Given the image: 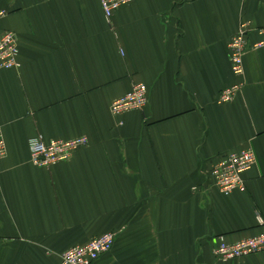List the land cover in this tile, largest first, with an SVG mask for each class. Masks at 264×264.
<instances>
[{"label":"crops","instance_id":"obj_1","mask_svg":"<svg viewBox=\"0 0 264 264\" xmlns=\"http://www.w3.org/2000/svg\"><path fill=\"white\" fill-rule=\"evenodd\" d=\"M241 20L264 26V0H132L107 19L98 0H0V33L20 65L0 68V264H58L68 247L114 231L92 264H264L229 260L233 241L264 229V46L232 74ZM261 38L251 29L248 41ZM136 82L141 110L110 103ZM87 137L71 158L39 166L29 140ZM250 147L245 187L223 194L207 173L220 153Z\"/></svg>","mask_w":264,"mask_h":264},{"label":"built area","instance_id":"obj_2","mask_svg":"<svg viewBox=\"0 0 264 264\" xmlns=\"http://www.w3.org/2000/svg\"><path fill=\"white\" fill-rule=\"evenodd\" d=\"M102 12L107 19H110L114 10L132 0H98ZM255 30L261 35L257 42L248 41L250 30ZM18 36L14 31L7 30L0 33V68H16L20 65L17 61L18 56ZM228 54L230 69L236 77L243 74V58L247 50L264 46V26L252 27L249 20H241L238 29L228 41ZM242 80V79H241ZM243 81V80H242ZM240 80L221 88L217 94L216 101L225 103L235 97L241 85ZM148 86L143 82L134 83L130 90L122 96H117L110 103V111L113 114H120L128 110H141L147 103ZM2 127L0 125V160L6 155V143L3 137ZM87 137L77 135L69 139H51L43 140L36 135L29 140V156L33 164L39 166H49L64 159L71 158L72 153L80 146L87 143ZM254 150L250 147H241L238 150L220 153L214 157L211 166L207 169L208 175L212 179V185L223 194L232 193L235 189L245 187V173L255 164ZM260 224H264L263 218L257 215ZM114 231H107L92 237L84 244H77L68 247L60 256L58 264H92L98 256L107 252L113 245L115 239ZM212 253L218 260H229L245 256L251 253L264 251V229L257 234L245 236L237 240H227L222 234H217L216 243L213 246Z\"/></svg>","mask_w":264,"mask_h":264},{"label":"rangeland","instance_id":"obj_3","mask_svg":"<svg viewBox=\"0 0 264 264\" xmlns=\"http://www.w3.org/2000/svg\"><path fill=\"white\" fill-rule=\"evenodd\" d=\"M4 31H5V30H4ZM11 31H12V30H11ZM2 32H3V31H2ZM243 72H244V71H243ZM238 80L242 81V80H241V77H239ZM238 80H237V81H238ZM237 81H236V82H237ZM242 82H243V81H242ZM234 83H235V82H234ZM234 83H233V84H234ZM244 84H245V83H243V84L241 85L240 88H242V86H243ZM230 85H231V84H230ZM225 86H227V85H225ZM228 86H229V85H228ZM223 88H224V87H223ZM222 261H223V260H222Z\"/></svg>","mask_w":264,"mask_h":264}]
</instances>
